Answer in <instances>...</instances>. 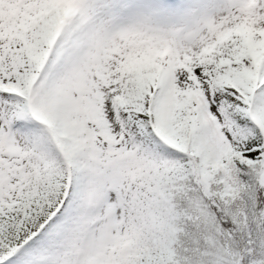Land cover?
I'll return each mask as SVG.
<instances>
[{"label":"snow or ice","instance_id":"1","mask_svg":"<svg viewBox=\"0 0 264 264\" xmlns=\"http://www.w3.org/2000/svg\"><path fill=\"white\" fill-rule=\"evenodd\" d=\"M0 264H264V0H0Z\"/></svg>","mask_w":264,"mask_h":264}]
</instances>
